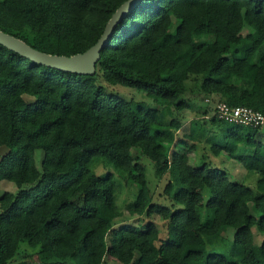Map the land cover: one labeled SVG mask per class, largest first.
Instances as JSON below:
<instances>
[{
	"label": "trees",
	"instance_id": "obj_1",
	"mask_svg": "<svg viewBox=\"0 0 264 264\" xmlns=\"http://www.w3.org/2000/svg\"><path fill=\"white\" fill-rule=\"evenodd\" d=\"M123 1L0 0V30L69 56L96 41ZM95 77L175 111L201 102L188 138L204 137L213 155L224 152L254 170V189L220 168L189 164L192 144L171 148L176 118L163 121L158 107L107 93ZM186 79L197 88H186ZM216 101L264 115V0H138L99 51L92 75L38 65L0 45V180L18 178L15 192L0 195V264H31L18 252L21 242L39 264H101L105 256L118 264H264V167H252L264 139H256L260 126L218 119ZM210 111L218 139L204 127ZM131 150L153 163L157 177L168 176L161 191L168 205L152 201ZM98 161L135 186L131 211L164 221V239L151 220L113 226L116 185L110 173L92 171ZM252 226L262 235L258 244ZM226 228L233 233L225 252L207 250Z\"/></svg>",
	"mask_w": 264,
	"mask_h": 264
},
{
	"label": "rangeland",
	"instance_id": "obj_2",
	"mask_svg": "<svg viewBox=\"0 0 264 264\" xmlns=\"http://www.w3.org/2000/svg\"><path fill=\"white\" fill-rule=\"evenodd\" d=\"M246 42L242 41L241 45H245ZM95 85L104 84L107 93L117 95L125 100L131 99L135 102H142L145 106L150 108H159L163 121H167L170 118H176L180 127L174 133V145L175 149L186 148L192 144L191 152L187 155V161L191 165H200L204 164L206 167H217L224 170L229 179L232 181L240 182L251 189L255 187V181L257 179V173L254 170L244 169L240 163L234 159L229 158L224 152H220L217 155H213L210 152V145L205 140L204 137L198 138L195 140L188 138V133L190 132V123L196 119L197 115H202V103L191 101L190 107L182 109L180 111H175L171 105L165 104L162 107L158 106L153 100L149 97H146L142 92L137 91L132 87L122 86L118 84H105L100 77H95ZM186 88L195 90L197 87L196 82L191 79H186L184 82ZM23 99L27 102L33 100L32 97L28 95H23ZM211 111L206 113L207 117L205 120L204 127L208 130L209 135H213L215 139H218L220 136V129L217 125H211L208 123V118L211 115ZM197 120V119H196ZM217 124V123H216ZM193 125V124H192ZM195 126L197 124H194ZM220 127L223 125H219ZM257 140L262 141L264 139V123L258 128ZM6 151L4 147H0V156ZM133 156H137V161L142 164L144 167L145 178L147 181V186L149 188L152 201L164 205L169 204V200L162 195L161 191L163 185L168 178L166 174L161 177H157L153 163L145 156L139 155L136 150H131ZM35 166L39 168L41 150L35 149L33 154ZM252 167H264V152H259L255 155V161L252 164ZM92 171L97 175H103L110 173L115 181V192L114 199L115 205L120 211V216L113 220V226H117L120 223H130L139 227L146 221H153L158 229V239H164L166 237L165 232V222L159 219L157 216H146V215H137L131 211V204L135 196L136 188L132 184H129L125 181L124 176L116 173L109 164H105L101 161H98L92 165ZM18 189V178L14 182L0 180V195L4 192H15ZM207 190L203 189L202 197L203 200L207 197ZM251 232L253 234V241L255 244H258L262 238L261 234H257L255 227H251ZM233 229L226 228L223 232L222 239L212 245H206L207 250H214L217 252H225L228 247V244L231 241ZM110 236V232L107 234V238ZM155 243H158L156 241ZM24 251L29 254V257L26 258L27 262L31 264H39L36 260V255L32 248L28 247L24 242L19 243L18 252ZM20 258H13L6 264H27L24 261H20ZM101 264H118L116 261L110 257H104Z\"/></svg>",
	"mask_w": 264,
	"mask_h": 264
},
{
	"label": "water",
	"instance_id": "obj_3",
	"mask_svg": "<svg viewBox=\"0 0 264 264\" xmlns=\"http://www.w3.org/2000/svg\"><path fill=\"white\" fill-rule=\"evenodd\" d=\"M137 1L124 0L121 2L110 14L96 41L79 53L69 56L45 53L32 48L19 38L1 30L0 45L38 65L54 68L63 72L92 75L95 70V63L99 58V51L106 44L118 21L127 14Z\"/></svg>",
	"mask_w": 264,
	"mask_h": 264
},
{
	"label": "built area",
	"instance_id": "obj_4",
	"mask_svg": "<svg viewBox=\"0 0 264 264\" xmlns=\"http://www.w3.org/2000/svg\"><path fill=\"white\" fill-rule=\"evenodd\" d=\"M213 111L218 119L228 123L250 127L261 126L264 123V115L247 106L230 107L224 102L216 101L213 104Z\"/></svg>",
	"mask_w": 264,
	"mask_h": 264
}]
</instances>
